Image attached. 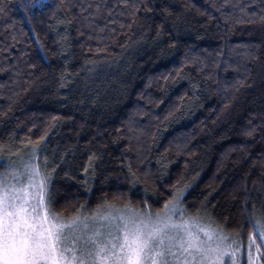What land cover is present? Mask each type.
Listing matches in <instances>:
<instances>
[{
	"label": "trees",
	"instance_id": "trees-1",
	"mask_svg": "<svg viewBox=\"0 0 264 264\" xmlns=\"http://www.w3.org/2000/svg\"><path fill=\"white\" fill-rule=\"evenodd\" d=\"M81 2L0 0V148L39 144L69 215L105 199L155 211L179 188L191 213L246 237L264 200V24L226 20L224 0H130L135 18L110 0L98 40L77 31ZM244 45L259 59L237 90Z\"/></svg>",
	"mask_w": 264,
	"mask_h": 264
},
{
	"label": "snow or ice",
	"instance_id": "snow-or-ice-1",
	"mask_svg": "<svg viewBox=\"0 0 264 264\" xmlns=\"http://www.w3.org/2000/svg\"><path fill=\"white\" fill-rule=\"evenodd\" d=\"M122 2L135 18L138 6L130 0ZM6 7L0 5V14H7ZM38 7H43L42 0H33L26 10ZM72 7L79 9L74 19H79L81 36L87 30L95 34L89 38H108L101 34L116 23L108 19L115 10L110 0H82ZM229 7L231 12L224 11ZM220 10L234 23L259 20L264 24V7L256 13L248 4L224 0ZM236 10L244 15L237 17ZM106 19L108 22L102 24ZM244 47L249 51L236 71L242 70L245 79L232 85L237 90L251 75L249 64L259 59L252 51L258 46ZM39 150V144L33 145L31 155L20 165L8 159L0 168V264H264V200L259 207L252 204L246 243L239 235L226 234L206 213H191L183 206L184 189L179 188L155 211L146 201L137 207L130 201L118 205L105 199L95 209L86 212L82 204L69 215L57 209L52 191L58 165L50 168L48 157L41 160ZM94 157L95 153L89 157L85 172L91 168L95 173ZM129 173L135 180L131 164Z\"/></svg>",
	"mask_w": 264,
	"mask_h": 264
},
{
	"label": "rangeland",
	"instance_id": "rangeland-1",
	"mask_svg": "<svg viewBox=\"0 0 264 264\" xmlns=\"http://www.w3.org/2000/svg\"><path fill=\"white\" fill-rule=\"evenodd\" d=\"M33 145L36 144H31V145H26V146H22V147H15V146H8L5 148H0L2 150H0V162L2 161V163H6L8 159H11L12 161H15L17 163V165H20L24 160H26L32 153V148ZM40 151V150H39ZM38 151V153H39ZM120 205V204H118ZM184 206V204H183ZM185 207V206H184ZM226 234H231L232 237H236L237 235H239L241 238H243V240L245 241V243L247 242V236L244 237L242 234L238 233V232H232L227 230L226 228H224ZM251 231V230H250ZM231 242V241H229Z\"/></svg>",
	"mask_w": 264,
	"mask_h": 264
}]
</instances>
